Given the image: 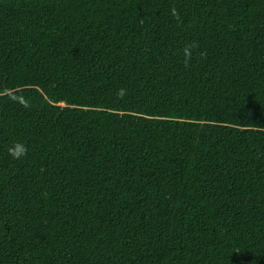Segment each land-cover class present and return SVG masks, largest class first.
<instances>
[{
    "label": "trees",
    "instance_id": "1",
    "mask_svg": "<svg viewBox=\"0 0 264 264\" xmlns=\"http://www.w3.org/2000/svg\"><path fill=\"white\" fill-rule=\"evenodd\" d=\"M0 264H264V0H0Z\"/></svg>",
    "mask_w": 264,
    "mask_h": 264
},
{
    "label": "clouds",
    "instance_id": "2",
    "mask_svg": "<svg viewBox=\"0 0 264 264\" xmlns=\"http://www.w3.org/2000/svg\"><path fill=\"white\" fill-rule=\"evenodd\" d=\"M171 14L177 20H179V14L176 12L175 8H173L171 10ZM195 47H197V45L195 43H193V44H190V45H186L182 49V53H183V56L185 58V65L186 66H187L188 62L192 58L193 49ZM124 94H125V90L124 89H119L117 91V95L120 96V97H122ZM13 99H16L19 103H21V105L23 107H29V104L23 98L13 97ZM7 153L13 160H20L21 158L25 157L28 154V147L23 142L17 141V142H14V143L10 144V146H8Z\"/></svg>",
    "mask_w": 264,
    "mask_h": 264
}]
</instances>
